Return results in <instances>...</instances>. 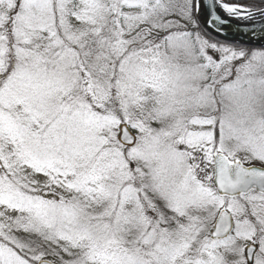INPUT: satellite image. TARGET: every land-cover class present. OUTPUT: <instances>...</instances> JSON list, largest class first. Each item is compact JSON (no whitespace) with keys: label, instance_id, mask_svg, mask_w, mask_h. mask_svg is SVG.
I'll return each instance as SVG.
<instances>
[{"label":"snow or ice","instance_id":"snow-or-ice-1","mask_svg":"<svg viewBox=\"0 0 264 264\" xmlns=\"http://www.w3.org/2000/svg\"><path fill=\"white\" fill-rule=\"evenodd\" d=\"M0 264H264V0H0Z\"/></svg>","mask_w":264,"mask_h":264},{"label":"water","instance_id":"water-1","mask_svg":"<svg viewBox=\"0 0 264 264\" xmlns=\"http://www.w3.org/2000/svg\"><path fill=\"white\" fill-rule=\"evenodd\" d=\"M238 23L242 24L243 22L233 21L232 28H231V31L229 33L230 38L234 39L236 41H239L241 43L250 44L251 46H257L258 43H259L258 40H256V39L250 40L249 37L247 35H245V33L249 32L250 29H248V28H240L238 30L237 29V24Z\"/></svg>","mask_w":264,"mask_h":264},{"label":"trees","instance_id":"trees-1","mask_svg":"<svg viewBox=\"0 0 264 264\" xmlns=\"http://www.w3.org/2000/svg\"><path fill=\"white\" fill-rule=\"evenodd\" d=\"M242 3H258L259 0H241Z\"/></svg>","mask_w":264,"mask_h":264}]
</instances>
